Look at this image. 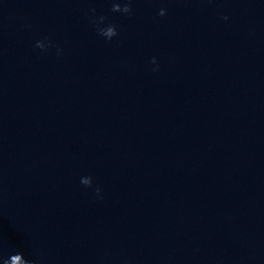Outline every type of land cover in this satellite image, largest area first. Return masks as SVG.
Returning a JSON list of instances; mask_svg holds the SVG:
<instances>
[{"label":"water","instance_id":"obj_1","mask_svg":"<svg viewBox=\"0 0 264 264\" xmlns=\"http://www.w3.org/2000/svg\"><path fill=\"white\" fill-rule=\"evenodd\" d=\"M17 1L264 246V0Z\"/></svg>","mask_w":264,"mask_h":264},{"label":"clouds","instance_id":"obj_2","mask_svg":"<svg viewBox=\"0 0 264 264\" xmlns=\"http://www.w3.org/2000/svg\"><path fill=\"white\" fill-rule=\"evenodd\" d=\"M111 10L113 12H122L124 14H128V13L131 12V0H127V2H125L123 4V6L119 2L113 3ZM92 12L94 13L95 12V9H92ZM165 14H166L165 9H160L159 15L160 16H164ZM222 19L227 20L228 17L224 16V17H222ZM106 20H107V17L100 16L97 19H94L92 22L95 24V26L97 28V31H98V33L101 36L107 37L108 40H111L114 36L117 35L116 27L114 25H112V24H109V27H107V29H104V28H100L99 27V23H103ZM58 54H59V50H58ZM152 63L153 64L156 63L155 58L152 59ZM154 70H158V68L157 69H154ZM95 191H96V193L98 195V193L100 192V189L99 188H96ZM22 255H23L22 253L13 254L12 257H11V259L13 261H18ZM3 264H4V261H3ZM29 264H32V262H29Z\"/></svg>","mask_w":264,"mask_h":264}]
</instances>
